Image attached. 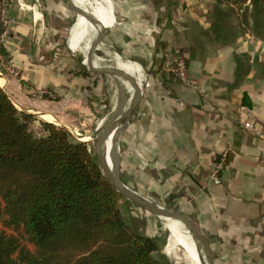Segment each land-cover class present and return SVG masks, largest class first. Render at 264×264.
I'll list each match as a JSON object with an SVG mask.
<instances>
[{"label":"crops","instance_id":"obj_1","mask_svg":"<svg viewBox=\"0 0 264 264\" xmlns=\"http://www.w3.org/2000/svg\"><path fill=\"white\" fill-rule=\"evenodd\" d=\"M85 1L78 0L79 7L91 11ZM105 2H98L101 26L84 23L73 34L75 46L86 56L93 59L98 49L113 58V51L128 71L122 70L135 77L138 88V79L143 85L117 139L118 156L116 150L111 161L117 156L118 179L191 221L215 264H264V5ZM68 9L63 0L7 2V14L18 26L1 46L0 87L19 113L78 131L86 143L93 141L87 126L101 112L103 85L94 74H82L79 63L58 43ZM176 15L181 19L172 23ZM102 27L104 45L86 41ZM70 47L73 52L72 41ZM168 54L185 59L197 90L159 72ZM10 61L17 76L7 69ZM117 117L116 110L108 143L119 126ZM245 121L253 132L242 128ZM226 148L230 153L216 185L209 175ZM177 239L176 246L185 249ZM184 254L191 257L186 249Z\"/></svg>","mask_w":264,"mask_h":264},{"label":"trees","instance_id":"obj_2","mask_svg":"<svg viewBox=\"0 0 264 264\" xmlns=\"http://www.w3.org/2000/svg\"><path fill=\"white\" fill-rule=\"evenodd\" d=\"M36 120L0 87V264H166L153 256L156 241L121 217L124 198L103 177L92 146L42 121L36 135Z\"/></svg>","mask_w":264,"mask_h":264},{"label":"rangeland","instance_id":"obj_3","mask_svg":"<svg viewBox=\"0 0 264 264\" xmlns=\"http://www.w3.org/2000/svg\"><path fill=\"white\" fill-rule=\"evenodd\" d=\"M78 2V0H75ZM96 2L107 4L105 0H95ZM94 1L87 0L86 4H93ZM63 4L65 5L66 9L68 8L67 5L65 4V1L63 0ZM50 8V6H49ZM88 8V7H86ZM68 18L63 21L62 26L60 27L61 30H59V36L58 37V43L59 45H62L63 48L65 47V53L68 56L69 54L71 55L72 58H74L77 62L79 60V57L76 53H73L70 47V41H69V32L71 30L72 24L75 20V15L74 13L68 9ZM55 11V12H54ZM56 14V10L53 9V15ZM62 18V15H60ZM55 17V16H54ZM56 20L57 17L55 18ZM101 26V23L99 24ZM97 36L101 37H106V32L103 30V27L101 28V31L96 34ZM94 34V36H96ZM103 44V43H101ZM104 45V44H103ZM69 50H68V49ZM68 52V53H67ZM94 55L97 57H103L105 59L110 58L108 54H105L104 52L95 49L94 50ZM119 59V58H118ZM122 60V59H120ZM79 63V62H78ZM79 65L85 70L86 67L89 66H84L82 63H79ZM137 67V66H136ZM88 71H95V70H104L105 68L102 67H96V66H91L88 68ZM140 70L137 67L136 69V76L140 77ZM94 76L97 77V79L101 82L103 85V90H102V98L100 102V113L98 114V117L96 119H93L92 124H89L87 126V129L90 131V134L93 136L96 135L97 131L99 130L104 118L108 115L110 110L112 109L113 103L115 102V97H116V90L113 86V83L110 81V78H108L105 75H97L94 74ZM106 100V103L104 101ZM39 121L46 122L42 118H38ZM31 123V129L35 133L39 131L40 126H39V121ZM100 124V125H99ZM120 124V121H119ZM53 125V124H52ZM56 126V125H55ZM66 131L71 135V137L74 140H78L81 138L80 135L78 134V131H73V130H67ZM81 133V132H79ZM82 136V135H81ZM94 137H90V139H93ZM92 146L93 152H95V144H93V141L88 142ZM96 154V152H95ZM97 155V154H96ZM144 196V195H143ZM119 211L121 214V217L125 221V223L129 226L130 229L136 231L138 234L147 236L157 243V250L153 253L154 258L166 263V264H194L187 256L184 254L185 250L183 247H177V246H171L170 243V236L173 234H169V229L166 228L161 220H159L157 217L151 215L144 209L136 206L135 204L131 203L130 201L126 199H121L119 202ZM170 235V236H168ZM172 242V241H171Z\"/></svg>","mask_w":264,"mask_h":264},{"label":"water","instance_id":"obj_4","mask_svg":"<svg viewBox=\"0 0 264 264\" xmlns=\"http://www.w3.org/2000/svg\"><path fill=\"white\" fill-rule=\"evenodd\" d=\"M65 4L67 7L74 13L75 15V20L77 16H81L80 10H79V4L75 0H64ZM87 15L90 17L92 21H96L95 17L92 15L93 13L85 8ZM75 20L72 24V27L75 24ZM104 37L101 36H95L93 40H86L89 43H103ZM109 54L111 57L114 58V70L111 72L108 71L107 69L104 70H95V71H87L84 70L81 67V70L86 72V73H91V74H97V75H105L108 78H110V81L113 83V86L116 90V105L118 107V117L115 121V123L120 124L114 133V135L109 139L108 146L105 147V157L102 162H98L99 169L105 178V180L109 183V185L119 194L121 195L124 199L130 201L131 203L135 204L136 206L144 209L151 215L157 217L159 220L165 219V220H170V221H176L182 225H185L190 231L192 232V235L194 236V241L201 243L199 245L198 253H200L201 250H203L207 257H208V264H215L214 263V257L212 255V251L208 245V243L205 240L201 239L200 233L191 227L188 223V219L184 217L182 214L178 213L177 211L170 210L168 208H165L164 206L156 203L155 201L148 199L144 196L139 195L138 193L130 190L127 186L122 184V182L117 179V180H111L110 179V169H109V162L110 159L114 156V153L116 150H118V145H117V139L120 136L127 120L129 119V116L131 114L132 109L135 107L139 96L143 92V85L140 83V88H134L132 85L126 84V80L124 79V76L122 73L117 69V63H116V55L113 53V51H109ZM129 86V87H128ZM122 121V123H121ZM105 125H103L100 130L97 131L95 137L92 139L96 145L101 149L102 146H106V141H103L101 138V131L103 130ZM113 168L115 165V162L112 163ZM116 167V166H115Z\"/></svg>","mask_w":264,"mask_h":264},{"label":"bare ground","instance_id":"obj_5","mask_svg":"<svg viewBox=\"0 0 264 264\" xmlns=\"http://www.w3.org/2000/svg\"><path fill=\"white\" fill-rule=\"evenodd\" d=\"M90 1H94V3L92 4L91 12L93 13L92 15L95 17L96 21H92L90 19V17L86 14V10L84 7H82V6L79 7L81 16L76 18L75 24L73 27H71V30L69 32V41H72V43L74 45L73 53H76L78 55V57H79L78 62L83 63L84 66H89V67L96 66V67H102L105 69L107 67H115L116 68V66H114V58L105 59L103 57H97L94 55V58L92 59V58L86 56L84 53H82V49L79 47V45L75 46V44H74L75 39H74L73 29L75 27H77V30H78V28L84 23L92 22V23H96L98 25L100 24V21L97 19L99 14H100L99 3L96 2L95 0H90ZM116 63H117V69L122 71L123 73H125L126 76L128 77L129 85H132L134 88H138V84H137L135 77L133 75H130V74L124 72L122 69H124L126 71H128V70L125 66L120 64L119 61L116 60ZM89 67H86L85 70L88 71ZM116 110L118 111V107L116 105V102H114L111 111L104 118V120L100 126V128H101L103 125H105L103 130L101 131V138L103 139V141H106V146L104 145L100 149L98 147V145H96L93 141V144H95V152L97 154L96 156L98 158V162H102L104 157H105V150L104 149H105V147L108 146L107 139H108V133H109L110 120H111V117ZM118 113H119V111H118ZM100 128H99V130H100ZM117 156H118V150H117ZM117 156H116V159L114 161L115 162L114 168H113V164H112L114 162H111V161H113V157H112V159H110V162L108 164L110 172H111L110 173V179L112 181L118 179V170L115 167L116 163H117ZM161 222L166 228L169 229V231H170L169 234L173 232V234L171 236L168 235V236H170V238L172 240L171 246H176L177 241L175 239L180 237L181 242L184 244V248L187 250L188 254L193 259L189 256H187V258H189L194 264H208V257L206 255V253L203 250H201L200 253H198L197 248H199V245L201 243L194 241V236L189 234V233H192L190 231V229H188L185 225L181 226L180 223H178L176 221H170V220L162 219ZM188 223H189V225H191V227H193L195 229V226L193 225V223L191 221L188 220ZM186 231L189 233H187Z\"/></svg>","mask_w":264,"mask_h":264},{"label":"built area","instance_id":"obj_6","mask_svg":"<svg viewBox=\"0 0 264 264\" xmlns=\"http://www.w3.org/2000/svg\"><path fill=\"white\" fill-rule=\"evenodd\" d=\"M7 2L9 1L3 2L0 6V25H1L0 46L5 44L6 40L11 35L13 29L16 26H18V20L7 14ZM19 7L22 9L20 4H19ZM180 19H181V15H176L171 20V22L175 23L176 21ZM7 69L10 74L17 76L18 73L14 69L11 61L8 64ZM159 72L162 74H166L171 77H174L184 87L190 88L192 90L198 89V85L196 81L192 80L188 75L186 61L182 56L175 55V54L166 55L162 61V64L160 65ZM241 125L245 131H248V132L254 131V127L249 121L241 122ZM41 133L42 132L40 129L39 131L35 132L36 135H40ZM229 153H230V149L226 148L221 153L219 159L213 164L211 173L209 175V179L213 184L217 185L220 183V175L226 167Z\"/></svg>","mask_w":264,"mask_h":264}]
</instances>
